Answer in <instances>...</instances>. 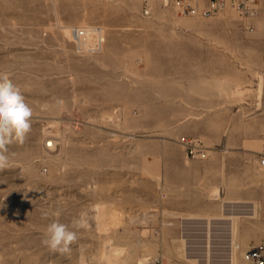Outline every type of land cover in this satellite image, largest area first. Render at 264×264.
<instances>
[{"label": "rangeland", "instance_id": "1", "mask_svg": "<svg viewBox=\"0 0 264 264\" xmlns=\"http://www.w3.org/2000/svg\"><path fill=\"white\" fill-rule=\"evenodd\" d=\"M148 2L0 0V71L33 109L0 171V264H246L264 244V0L250 19ZM56 211L70 257L41 242Z\"/></svg>", "mask_w": 264, "mask_h": 264}, {"label": "clouds", "instance_id": "2", "mask_svg": "<svg viewBox=\"0 0 264 264\" xmlns=\"http://www.w3.org/2000/svg\"><path fill=\"white\" fill-rule=\"evenodd\" d=\"M33 109L26 102L21 88L13 83L9 73L0 71V171L11 166L9 146L23 145L32 128ZM60 212L52 213L57 219L47 225L45 238L41 241L50 251L62 256H71L72 245L78 241L77 231L70 230L69 225L58 219ZM49 213H43L44 219ZM88 212H81L71 222L72 229H87L89 227ZM78 264H90L80 246Z\"/></svg>", "mask_w": 264, "mask_h": 264}, {"label": "built area", "instance_id": "3", "mask_svg": "<svg viewBox=\"0 0 264 264\" xmlns=\"http://www.w3.org/2000/svg\"><path fill=\"white\" fill-rule=\"evenodd\" d=\"M162 7L170 10L176 16L209 17L228 8L241 19L255 18L259 12V0H161ZM143 16H150L151 8L148 0H143ZM251 28V25H248ZM262 127L260 133L261 146L258 151L257 163L264 168V80L262 82ZM179 144L189 158L204 160L207 156L206 147L198 137H182ZM246 264H264V244L255 245L244 252ZM155 264H168L157 261Z\"/></svg>", "mask_w": 264, "mask_h": 264}, {"label": "bare ground", "instance_id": "4", "mask_svg": "<svg viewBox=\"0 0 264 264\" xmlns=\"http://www.w3.org/2000/svg\"><path fill=\"white\" fill-rule=\"evenodd\" d=\"M262 111H263V109H262Z\"/></svg>", "mask_w": 264, "mask_h": 264}]
</instances>
